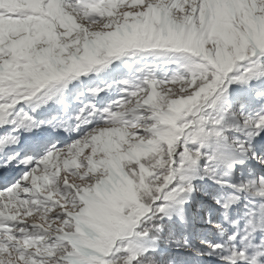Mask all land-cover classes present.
Here are the masks:
<instances>
[{"label":"snow or ice","instance_id":"obj_1","mask_svg":"<svg viewBox=\"0 0 264 264\" xmlns=\"http://www.w3.org/2000/svg\"><path fill=\"white\" fill-rule=\"evenodd\" d=\"M0 264H264V0H0Z\"/></svg>","mask_w":264,"mask_h":264}]
</instances>
